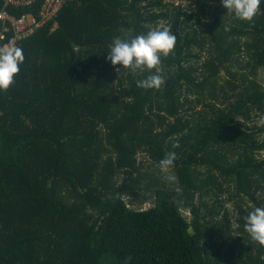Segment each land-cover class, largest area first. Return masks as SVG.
I'll list each match as a JSON object with an SVG mask.
<instances>
[{
	"label": "trees",
	"instance_id": "16d2710c",
	"mask_svg": "<svg viewBox=\"0 0 264 264\" xmlns=\"http://www.w3.org/2000/svg\"><path fill=\"white\" fill-rule=\"evenodd\" d=\"M188 2L71 0L19 44L0 90V264H264L244 228L264 207V0L253 22ZM160 26L177 42L162 89H143L155 69L108 51Z\"/></svg>",
	"mask_w": 264,
	"mask_h": 264
},
{
	"label": "clouds",
	"instance_id": "9594fccd",
	"mask_svg": "<svg viewBox=\"0 0 264 264\" xmlns=\"http://www.w3.org/2000/svg\"><path fill=\"white\" fill-rule=\"evenodd\" d=\"M228 12L234 13L241 20L253 22L260 12L261 0H221ZM145 27H149L145 25ZM225 30H230L228 27ZM177 37L172 33L170 26L150 28L147 34H139L130 40L115 37L107 60L113 66L122 65L124 69L132 72L137 70H153L156 74H150L143 80L137 81V87L143 89L161 90L165 84V78L161 74L162 56L167 57L173 53ZM23 49L18 46L0 47V90L7 91L15 82L14 78L20 71V65L24 62ZM120 71L119 68L116 69ZM264 125V118L259 121ZM179 143L173 144L178 148ZM177 156L175 152H168L159 161V168L163 173H170ZM165 179L175 182L177 177L172 174ZM245 231L252 240L264 246V207H255L244 217ZM132 257H125L123 264H130Z\"/></svg>",
	"mask_w": 264,
	"mask_h": 264
},
{
	"label": "built area",
	"instance_id": "2783aa9c",
	"mask_svg": "<svg viewBox=\"0 0 264 264\" xmlns=\"http://www.w3.org/2000/svg\"><path fill=\"white\" fill-rule=\"evenodd\" d=\"M69 1L71 0H4L5 6L0 8V47L19 46L37 29L54 20ZM7 6L29 7L32 11L14 16Z\"/></svg>",
	"mask_w": 264,
	"mask_h": 264
},
{
	"label": "rangeland",
	"instance_id": "374dc122",
	"mask_svg": "<svg viewBox=\"0 0 264 264\" xmlns=\"http://www.w3.org/2000/svg\"><path fill=\"white\" fill-rule=\"evenodd\" d=\"M177 2H182V3H184V4H188V3H189L188 0H183V1H181V0H177ZM195 7H198V6H197V3H196V5H195ZM205 55H206V53L203 54V57H204L203 60H204V61H205ZM242 60H243V63L246 65L247 62H248V59H247V58H243ZM235 69H236V68H235ZM223 74H224V73H223ZM223 77L225 78V77H226V74H224ZM258 78H259V80L264 84V68H262V69L260 70V73H259ZM262 118H264V117H256L255 120H254V123L260 125V124H259V121H260ZM252 124H253V121L251 122V125H252ZM262 157H264V154H263ZM224 196L227 197L226 194H225ZM152 205H153V202H149V203L145 204L144 207L147 208V207H150V206H152ZM228 205H231V204L229 203ZM183 213L185 214V216H186L188 219H190V220L192 219V214H191L188 210H184Z\"/></svg>",
	"mask_w": 264,
	"mask_h": 264
}]
</instances>
